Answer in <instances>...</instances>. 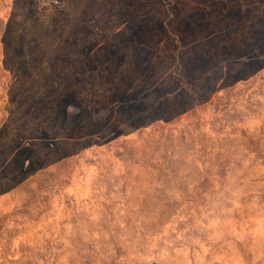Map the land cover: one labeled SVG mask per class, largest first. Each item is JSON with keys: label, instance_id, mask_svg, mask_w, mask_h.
Masks as SVG:
<instances>
[{"label": "rangeland", "instance_id": "obj_1", "mask_svg": "<svg viewBox=\"0 0 264 264\" xmlns=\"http://www.w3.org/2000/svg\"><path fill=\"white\" fill-rule=\"evenodd\" d=\"M0 0V264H264V0Z\"/></svg>", "mask_w": 264, "mask_h": 264}, {"label": "built area", "instance_id": "obj_2", "mask_svg": "<svg viewBox=\"0 0 264 264\" xmlns=\"http://www.w3.org/2000/svg\"><path fill=\"white\" fill-rule=\"evenodd\" d=\"M44 4L51 5L53 7H58L60 5L59 0H41Z\"/></svg>", "mask_w": 264, "mask_h": 264}]
</instances>
